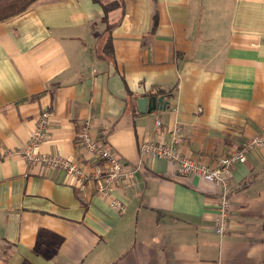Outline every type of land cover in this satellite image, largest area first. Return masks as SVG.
Returning a JSON list of instances; mask_svg holds the SVG:
<instances>
[{
	"label": "crops",
	"instance_id": "0c3cea01",
	"mask_svg": "<svg viewBox=\"0 0 264 264\" xmlns=\"http://www.w3.org/2000/svg\"><path fill=\"white\" fill-rule=\"evenodd\" d=\"M154 95L164 105L141 112ZM44 111L40 152L91 173L88 122L136 168L112 189L123 212L16 153ZM263 128L264 0L35 1L0 22V264H264V148L231 167L223 235L218 186L139 153L177 133L181 154L214 166Z\"/></svg>",
	"mask_w": 264,
	"mask_h": 264
},
{
	"label": "built area",
	"instance_id": "2783aa9c",
	"mask_svg": "<svg viewBox=\"0 0 264 264\" xmlns=\"http://www.w3.org/2000/svg\"><path fill=\"white\" fill-rule=\"evenodd\" d=\"M49 113L44 111L37 118L34 129L30 132L28 143L17 149L16 153L21 155L27 163L41 168L60 169L67 176L76 181L77 187L83 190L86 182H92L96 195L107 199L111 208L123 212L125 204L112 196V189L120 182L132 185L135 180L136 168L126 167L114 154L113 149L100 142L89 132V123L85 122L77 133V141L81 148L101 161L94 167L91 173L83 170L82 164L77 160L63 157L61 155L45 154L39 151V145L45 139V132ZM160 121L156 120V125ZM182 138L175 134L172 144H165L144 139L140 142L139 153L141 157L161 158L177 165L179 176L208 178L219 187V200L215 213L214 231L223 235L228 226L230 215V192L229 178L231 167L234 163L245 161L246 151L264 148V128L259 134L248 137L240 149L230 152L220 158L214 166L196 161L180 153L174 143L180 142ZM143 159V158H142Z\"/></svg>",
	"mask_w": 264,
	"mask_h": 264
},
{
	"label": "trees",
	"instance_id": "16d2710c",
	"mask_svg": "<svg viewBox=\"0 0 264 264\" xmlns=\"http://www.w3.org/2000/svg\"><path fill=\"white\" fill-rule=\"evenodd\" d=\"M35 1L37 0H0V22L23 13ZM116 5V3H110L105 5L103 8L105 11H107L113 7H116Z\"/></svg>",
	"mask_w": 264,
	"mask_h": 264
},
{
	"label": "water",
	"instance_id": "95a60500",
	"mask_svg": "<svg viewBox=\"0 0 264 264\" xmlns=\"http://www.w3.org/2000/svg\"><path fill=\"white\" fill-rule=\"evenodd\" d=\"M137 104L141 112H151L164 105L163 96L142 97L137 99Z\"/></svg>",
	"mask_w": 264,
	"mask_h": 264
}]
</instances>
